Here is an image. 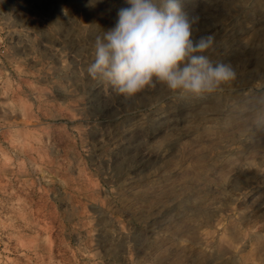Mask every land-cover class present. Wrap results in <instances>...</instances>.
<instances>
[{
    "label": "rangeland",
    "instance_id": "obj_1",
    "mask_svg": "<svg viewBox=\"0 0 264 264\" xmlns=\"http://www.w3.org/2000/svg\"><path fill=\"white\" fill-rule=\"evenodd\" d=\"M125 6L0 0V264H264V0H183L201 98L91 79Z\"/></svg>",
    "mask_w": 264,
    "mask_h": 264
},
{
    "label": "clouds",
    "instance_id": "obj_2",
    "mask_svg": "<svg viewBox=\"0 0 264 264\" xmlns=\"http://www.w3.org/2000/svg\"><path fill=\"white\" fill-rule=\"evenodd\" d=\"M114 27L103 30L94 46L87 73L106 82L125 98L163 84L194 98L222 90L236 79L230 63L213 62L207 50L212 34L193 38L199 15L183 8V0H124Z\"/></svg>",
    "mask_w": 264,
    "mask_h": 264
}]
</instances>
